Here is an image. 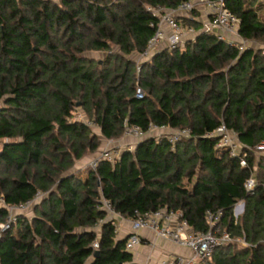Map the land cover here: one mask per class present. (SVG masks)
<instances>
[{
    "label": "trees",
    "instance_id": "16d2710c",
    "mask_svg": "<svg viewBox=\"0 0 264 264\" xmlns=\"http://www.w3.org/2000/svg\"><path fill=\"white\" fill-rule=\"evenodd\" d=\"M182 1L0 0V223L9 214L3 203L41 196L30 218L18 213L2 232L0 264H136L127 237L106 219L102 196L127 219L135 210H180L195 232L208 229V210H221L219 233L248 245L225 243L197 264H264V152L250 151L242 167L206 136L224 123L243 145L264 140L261 47L240 51L200 32L137 69L155 30L148 7ZM255 2L227 6L240 19V36L264 45L263 2ZM182 24L199 27L196 19ZM92 52L105 56L99 61ZM150 123L189 129L190 137L170 144L147 136L114 161L99 160L84 181L77 177L75 164L97 152L102 138ZM254 172L256 187L246 191Z\"/></svg>",
    "mask_w": 264,
    "mask_h": 264
},
{
    "label": "built area",
    "instance_id": "2783aa9c",
    "mask_svg": "<svg viewBox=\"0 0 264 264\" xmlns=\"http://www.w3.org/2000/svg\"><path fill=\"white\" fill-rule=\"evenodd\" d=\"M229 0H184L175 7H148V10L156 17L155 22H151V26L155 29L153 35L149 38L147 46L143 52L135 58L137 69L139 70L140 62L150 58L156 51L162 49V41H166L163 48H183L188 41L193 40L200 32L215 33L220 40H223L233 46H236L240 51L244 50L249 41L242 38L238 32L240 19L227 6ZM193 11H204L205 18L199 21V27L185 26L182 20H197L198 15H194ZM264 53V46L262 47ZM143 90L137 87L135 91L136 98L143 97ZM89 125L92 121L87 122ZM124 134L131 136L136 140L143 139L147 135H155L157 140L165 138L168 143L174 144L182 138L190 137L189 129L169 130L166 126L150 123L146 130L141 129L137 125L126 126ZM207 137L217 138L216 147L218 150L226 151L232 157H238L240 166L247 165V156L250 151H254L256 155L264 152V140L254 146H247L240 143L236 133L229 129L224 123H220L213 131L206 133ZM134 144L125 147L129 151H133ZM121 152V151H120ZM118 151H112L104 148L100 153L93 158L85 169H95L97 163L101 159L114 161L120 154ZM84 168V167H83ZM82 168V169H83ZM256 179L254 173L245 180L244 187L246 191H252L256 187ZM41 196L37 195L33 200H29L20 205H7L3 203L8 210L7 220L0 223V238L3 231L10 227L11 223L16 221V214L27 211L35 201ZM101 208L106 211V219L112 220L115 234H119L118 224L124 221L131 223L132 232L127 236L125 249L129 252L135 251L136 247L142 242L136 234L138 230L148 229L154 233L156 237L166 240L179 247H184L190 251L189 255H176L173 259L162 261L161 264H197L199 261L211 256L214 249L225 243H238L241 246H246L248 243L243 237H233L228 232L219 233L217 222L222 214L221 210L216 212L208 210L206 218L208 229L206 231L195 232L189 225L188 221L182 217L180 210H172L166 208H158L150 212L134 211V217L127 219L116 212L109 200L103 196L100 199ZM243 201H239L234 206L237 217L239 208ZM99 220L96 228L103 222ZM93 247H98V242L95 240Z\"/></svg>",
    "mask_w": 264,
    "mask_h": 264
},
{
    "label": "crops",
    "instance_id": "0c3cea01",
    "mask_svg": "<svg viewBox=\"0 0 264 264\" xmlns=\"http://www.w3.org/2000/svg\"><path fill=\"white\" fill-rule=\"evenodd\" d=\"M261 1L264 2V0H256V2L254 3V7H259V4ZM204 15H205L204 11L198 12V22L205 18ZM251 42L252 41H249L248 45H251L255 48L261 47L262 49V47L264 46L263 44L258 43L256 41H254L253 44H251ZM165 44H166V41L165 40L162 41L161 43L162 49L165 46ZM167 128L169 130H174L169 127ZM147 136L155 137L156 139L155 135H147ZM146 137H144L143 139H145ZM143 139L136 140L135 144H137L139 141ZM82 168L83 167L78 168V172L76 174L78 178L84 181L88 176V170L82 169ZM118 226H119V234H117V237H122V238L127 237L132 232L131 223L129 221L121 222L118 224ZM136 234L140 237L142 241L140 245L136 247L135 251L131 252L133 255V261L136 264H161L162 261H165L167 259H173L176 255H189L190 254V251L188 249L184 247H179L170 242H167L164 239L156 237L154 233L148 229L138 230ZM90 260L91 258L88 260V262Z\"/></svg>",
    "mask_w": 264,
    "mask_h": 264
},
{
    "label": "rangeland",
    "instance_id": "374dc122",
    "mask_svg": "<svg viewBox=\"0 0 264 264\" xmlns=\"http://www.w3.org/2000/svg\"><path fill=\"white\" fill-rule=\"evenodd\" d=\"M259 10H260V12L258 14L260 15L261 18H264V2L262 4V8H260ZM256 42H258V41H256ZM253 43H254V41L251 42V44H253ZM89 56H92V57L98 59L99 61H101V59L105 56V52H92L89 54ZM1 105H2V101H0V106ZM77 114H79V116L82 117V114L79 111L77 112ZM91 125L93 126V130L99 134L100 133L99 128H97V126H94V124H91ZM135 141H136V139H134L131 136H128L126 134H123L120 138H115V139H103L102 138V141H101V144H100L98 151L93 153L92 155L86 156L84 159L78 161L75 164L74 170L77 173L78 168L84 167L83 169H85V167L88 166L89 162L93 158H95L100 153V151H102L104 148H108V149L112 150L113 152L114 151L120 152L125 147L129 146L130 144H134ZM31 207L27 211H25V213L27 214L28 217H31V215L33 213ZM234 212L236 214V209L233 208V213Z\"/></svg>",
    "mask_w": 264,
    "mask_h": 264
},
{
    "label": "water",
    "instance_id": "95a60500",
    "mask_svg": "<svg viewBox=\"0 0 264 264\" xmlns=\"http://www.w3.org/2000/svg\"><path fill=\"white\" fill-rule=\"evenodd\" d=\"M243 207H244V204H242L241 207L239 208V212H241L243 210ZM96 255H98V251L97 250L94 252V256H96Z\"/></svg>",
    "mask_w": 264,
    "mask_h": 264
}]
</instances>
